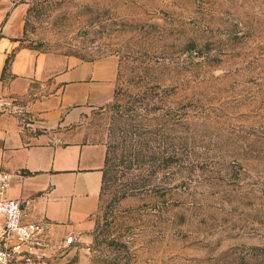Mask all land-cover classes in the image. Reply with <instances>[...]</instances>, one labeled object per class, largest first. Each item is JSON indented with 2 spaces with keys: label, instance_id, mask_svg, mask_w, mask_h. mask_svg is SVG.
Masks as SVG:
<instances>
[{
  "label": "rangeland",
  "instance_id": "rangeland-1",
  "mask_svg": "<svg viewBox=\"0 0 264 264\" xmlns=\"http://www.w3.org/2000/svg\"><path fill=\"white\" fill-rule=\"evenodd\" d=\"M25 1L28 46L118 62L89 264H264V0Z\"/></svg>",
  "mask_w": 264,
  "mask_h": 264
},
{
  "label": "crops",
  "instance_id": "crops-1",
  "mask_svg": "<svg viewBox=\"0 0 264 264\" xmlns=\"http://www.w3.org/2000/svg\"><path fill=\"white\" fill-rule=\"evenodd\" d=\"M28 10L0 0V171L28 220L47 221L55 243L74 235L52 264H89L79 247L97 226L107 146L90 139L87 120L113 100L118 62L28 46Z\"/></svg>",
  "mask_w": 264,
  "mask_h": 264
},
{
  "label": "built area",
  "instance_id": "built-area-1",
  "mask_svg": "<svg viewBox=\"0 0 264 264\" xmlns=\"http://www.w3.org/2000/svg\"><path fill=\"white\" fill-rule=\"evenodd\" d=\"M10 178L0 171V264H52L74 245L75 237L55 243L47 221L28 220L22 203L7 195Z\"/></svg>",
  "mask_w": 264,
  "mask_h": 264
},
{
  "label": "trees",
  "instance_id": "trees-1",
  "mask_svg": "<svg viewBox=\"0 0 264 264\" xmlns=\"http://www.w3.org/2000/svg\"><path fill=\"white\" fill-rule=\"evenodd\" d=\"M105 176H106V169H105V175H104V180H103V186H104V182H105Z\"/></svg>",
  "mask_w": 264,
  "mask_h": 264
}]
</instances>
